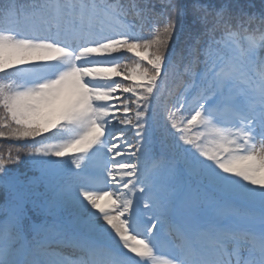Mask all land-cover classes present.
Returning a JSON list of instances; mask_svg holds the SVG:
<instances>
[{
    "label": "snow or ice",
    "instance_id": "obj_1",
    "mask_svg": "<svg viewBox=\"0 0 264 264\" xmlns=\"http://www.w3.org/2000/svg\"><path fill=\"white\" fill-rule=\"evenodd\" d=\"M254 8L0 0V264H264Z\"/></svg>",
    "mask_w": 264,
    "mask_h": 264
},
{
    "label": "trees",
    "instance_id": "obj_2",
    "mask_svg": "<svg viewBox=\"0 0 264 264\" xmlns=\"http://www.w3.org/2000/svg\"><path fill=\"white\" fill-rule=\"evenodd\" d=\"M175 2L177 4H183V3H186L187 0H175ZM241 3H247L248 0H240ZM252 3H254L255 5V8L252 9V11H259L261 6L264 5V0H251ZM165 99L168 101V102H171L172 100V97H168L167 94L165 96ZM11 146V142L10 141H5V140H2L0 139V153H4L5 155L7 154V151L9 150ZM13 152H14V148L12 149ZM9 167L13 170H18L20 172H23L26 170V165L24 164H21V165H9ZM3 200V196L2 194H0V202H2Z\"/></svg>",
    "mask_w": 264,
    "mask_h": 264
}]
</instances>
